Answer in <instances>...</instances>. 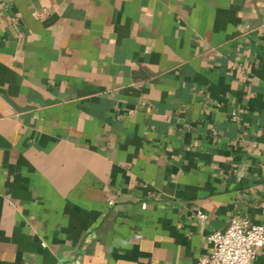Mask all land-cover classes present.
<instances>
[{
  "label": "crops",
  "instance_id": "crops-1",
  "mask_svg": "<svg viewBox=\"0 0 264 264\" xmlns=\"http://www.w3.org/2000/svg\"><path fill=\"white\" fill-rule=\"evenodd\" d=\"M234 217L264 222V0H0V264H193Z\"/></svg>",
  "mask_w": 264,
  "mask_h": 264
},
{
  "label": "built area",
  "instance_id": "built-area-1",
  "mask_svg": "<svg viewBox=\"0 0 264 264\" xmlns=\"http://www.w3.org/2000/svg\"><path fill=\"white\" fill-rule=\"evenodd\" d=\"M198 215L207 217L201 211ZM208 239L213 244L211 252L193 264H254L264 248V222L234 217L226 229L213 232Z\"/></svg>",
  "mask_w": 264,
  "mask_h": 264
}]
</instances>
